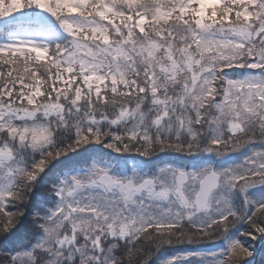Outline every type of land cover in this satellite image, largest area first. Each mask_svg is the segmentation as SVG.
I'll return each mask as SVG.
<instances>
[{
  "label": "snow or ice",
  "instance_id": "6c2138e0",
  "mask_svg": "<svg viewBox=\"0 0 264 264\" xmlns=\"http://www.w3.org/2000/svg\"><path fill=\"white\" fill-rule=\"evenodd\" d=\"M0 264H264V0H0Z\"/></svg>",
  "mask_w": 264,
  "mask_h": 264
}]
</instances>
